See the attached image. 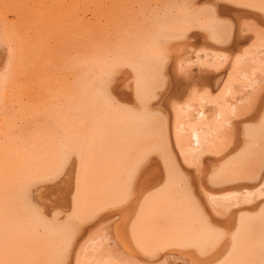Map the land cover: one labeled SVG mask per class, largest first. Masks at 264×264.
<instances>
[{"label": "bare ground", "instance_id": "6f19581e", "mask_svg": "<svg viewBox=\"0 0 264 264\" xmlns=\"http://www.w3.org/2000/svg\"><path fill=\"white\" fill-rule=\"evenodd\" d=\"M262 189L264 0H0V264H261Z\"/></svg>", "mask_w": 264, "mask_h": 264}, {"label": "snow or ice", "instance_id": "6c2138e0", "mask_svg": "<svg viewBox=\"0 0 264 264\" xmlns=\"http://www.w3.org/2000/svg\"><path fill=\"white\" fill-rule=\"evenodd\" d=\"M245 7H248L249 5H244ZM71 152H72V149L71 147H69L65 152H64V155H63V159L60 161V163L58 165H56L52 171V174L50 176H45L43 177V181L44 182H54V177H59L60 175H62L60 173V167L63 166V162L66 161V160H69L70 157H71ZM262 191H264V189H262ZM215 199V198H213ZM207 231H211V229H206ZM235 239V237H234ZM261 264H264V261H261Z\"/></svg>", "mask_w": 264, "mask_h": 264}]
</instances>
